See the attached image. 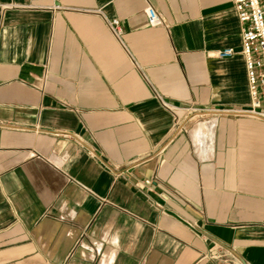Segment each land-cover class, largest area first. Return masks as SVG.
Listing matches in <instances>:
<instances>
[{
  "label": "crops",
  "instance_id": "obj_1",
  "mask_svg": "<svg viewBox=\"0 0 264 264\" xmlns=\"http://www.w3.org/2000/svg\"><path fill=\"white\" fill-rule=\"evenodd\" d=\"M150 1L0 0V264H264V120L162 102L249 106L233 0Z\"/></svg>",
  "mask_w": 264,
  "mask_h": 264
},
{
  "label": "built area",
  "instance_id": "obj_2",
  "mask_svg": "<svg viewBox=\"0 0 264 264\" xmlns=\"http://www.w3.org/2000/svg\"><path fill=\"white\" fill-rule=\"evenodd\" d=\"M233 6L241 24V51L245 59L249 106L242 109H218L214 107L179 106L163 104L172 111H184L189 114L202 115L211 112H227L235 115H250L264 120V0H233ZM146 14L148 23L152 26L165 24L164 17L157 11L150 0H147ZM108 25L113 35L122 40L124 27L118 18L108 19ZM234 47L220 49L217 55L221 58L235 54ZM149 187L153 179H145ZM264 226V223H263ZM242 264V263H241Z\"/></svg>",
  "mask_w": 264,
  "mask_h": 264
},
{
  "label": "water",
  "instance_id": "obj_3",
  "mask_svg": "<svg viewBox=\"0 0 264 264\" xmlns=\"http://www.w3.org/2000/svg\"><path fill=\"white\" fill-rule=\"evenodd\" d=\"M227 248L241 261L242 264H247L245 259L238 252H236L234 249L230 247H227Z\"/></svg>",
  "mask_w": 264,
  "mask_h": 264
}]
</instances>
